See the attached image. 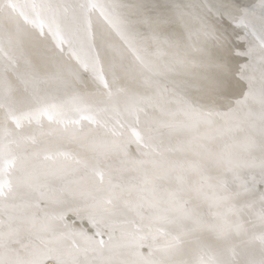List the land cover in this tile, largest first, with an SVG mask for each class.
<instances>
[{
	"label": "water",
	"instance_id": "1",
	"mask_svg": "<svg viewBox=\"0 0 264 264\" xmlns=\"http://www.w3.org/2000/svg\"><path fill=\"white\" fill-rule=\"evenodd\" d=\"M0 264H264V0H0Z\"/></svg>",
	"mask_w": 264,
	"mask_h": 264
}]
</instances>
